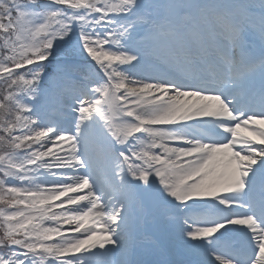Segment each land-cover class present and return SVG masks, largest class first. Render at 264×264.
Listing matches in <instances>:
<instances>
[{"label": "snow or ice", "instance_id": "snow-or-ice-1", "mask_svg": "<svg viewBox=\"0 0 264 264\" xmlns=\"http://www.w3.org/2000/svg\"><path fill=\"white\" fill-rule=\"evenodd\" d=\"M0 264H264V0H0Z\"/></svg>", "mask_w": 264, "mask_h": 264}]
</instances>
